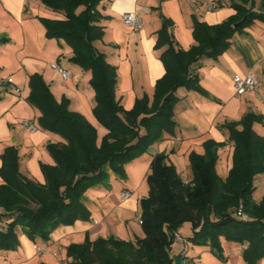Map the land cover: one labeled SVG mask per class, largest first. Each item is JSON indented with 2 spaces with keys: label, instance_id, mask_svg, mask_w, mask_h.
Here are the masks:
<instances>
[{
  "label": "trees",
  "instance_id": "trees-1",
  "mask_svg": "<svg viewBox=\"0 0 264 264\" xmlns=\"http://www.w3.org/2000/svg\"><path fill=\"white\" fill-rule=\"evenodd\" d=\"M41 1L62 13V17H39L45 36L63 39L72 51L69 60L90 71L92 113L106 131L98 141L96 126L69 108L67 97L56 99L40 73L29 74L26 99L40 111L39 125L63 141L46 144L54 163H40L44 182L21 173L16 146L7 145L0 153V249L6 250L18 247L20 231L32 240H46L59 224L87 220L90 210L84 191L106 181L111 172L123 177L125 163L147 151L165 131H173L176 89L183 86L208 95L194 64L202 57L216 58L235 31L264 19V13L253 9L254 0H239L232 3L235 13L219 23L194 17L196 43L184 49L176 46L172 20L161 14L155 47L161 49L165 71L156 79L151 97L144 93L125 108L116 96V66L93 44L104 34L99 23L101 0ZM254 122H264V114L247 111L237 120L225 121L226 140L209 138L203 142V153L191 151L188 181L167 152L154 153L145 175L148 194L139 200L143 235L90 239L86 234L83 241L67 245L65 264H196L185 252L171 254L173 242L207 244L224 259L221 238L245 243L243 261L258 264L264 257V195L258 201L253 198V179L264 173V135L254 129ZM227 142L232 144L231 165L222 177L216 170L217 150ZM185 221L192 229L189 236L177 231ZM175 233L182 238H175Z\"/></svg>",
  "mask_w": 264,
  "mask_h": 264
},
{
  "label": "crops",
  "instance_id": "crops-1",
  "mask_svg": "<svg viewBox=\"0 0 264 264\" xmlns=\"http://www.w3.org/2000/svg\"><path fill=\"white\" fill-rule=\"evenodd\" d=\"M208 1L213 2L215 7L208 8L204 0L99 2L98 8L103 14L99 23L103 25L104 34L93 44L116 66V96L125 108H130L135 99L144 93L151 97L156 79L165 71L159 57L161 49L155 47L161 14L173 22L170 31L177 42L176 46L187 49L196 43L192 34L194 17L208 24L219 23L235 13L232 3L239 0ZM253 9L264 13V0H254ZM124 12L139 15L142 27L136 30L127 27L122 20ZM39 17H62V13L50 9L41 0H0V37L5 38L0 41V76L10 75L17 87V91H13L7 85H0V153L7 145L16 146L21 173L44 182L39 165L53 164L54 160L45 151L38 155L33 149H43L45 142L63 141V138L43 128L44 132L37 133L40 111L26 99L30 73H40L56 99L67 97L69 108L81 112L96 126L98 141L106 130L92 113L94 90L89 83L90 71L69 60L72 51L63 39L45 36V28ZM54 63L62 65L70 75L66 79L62 78L52 68ZM194 66L199 83L208 95L183 86L176 89L178 100L174 105L173 131H165L158 140L151 143L148 148L150 153L144 161L134 159L129 163L135 168L136 177L141 179L122 188L131 192L130 197L122 200L121 191L118 198L111 194V201H107L108 208L104 207L102 214L98 210L102 216L94 214L98 207L96 204L95 208L88 206L91 216L87 220L77 219L70 224H59L46 240H32L20 231V244L17 248L0 249V264H58L69 259L62 255L61 250L70 243L83 241L86 234L90 239L108 236L104 233L105 223L113 210L126 218L132 209H137V197L146 191L142 178L149 170V160L154 153L167 152L168 159L175 165L180 176L188 181L192 178L189 153H203V142L206 139L226 140L228 132L223 125L225 121L237 120L247 111L264 114V19H254L241 30L235 31L227 48L216 58L202 57ZM247 73H253L259 79L258 90L238 95L232 77ZM25 120L32 121L36 128H28L24 124ZM253 127L264 135V122H254ZM28 146L32 149L26 156L23 151ZM217 153L216 170L224 177L231 165L232 144L227 142L218 147ZM256 178L260 188L254 183L253 198L258 201L264 195V173L257 174ZM190 229V224L184 223L177 231L179 234L182 231L188 233ZM125 235L130 237V234ZM221 244L225 258L214 263L245 264L242 258L245 243L221 238ZM189 245L188 241L175 240L172 248H188ZM214 263L211 261V264ZM258 264H264V257L260 258Z\"/></svg>",
  "mask_w": 264,
  "mask_h": 264
},
{
  "label": "rangeland",
  "instance_id": "rangeland-1",
  "mask_svg": "<svg viewBox=\"0 0 264 264\" xmlns=\"http://www.w3.org/2000/svg\"><path fill=\"white\" fill-rule=\"evenodd\" d=\"M53 69H55V68H53ZM37 123H38V121H37ZM38 125H39V123H38ZM42 132H44V131L42 130V127L39 125L37 133H42ZM101 137H102V134L99 136V140L101 139ZM47 143L48 142L44 143L43 149H41L40 147H35L33 149V151L35 150L38 155H40L41 151H45L47 153V155L51 156V154L49 153V151L46 148ZM150 145H149V147H150ZM30 149H32V147H29V146L25 147L23 154H26V156H28L30 154ZM149 153H150L149 150L144 151L138 157H136L134 159H139L141 161L142 160L144 161L147 158V155ZM133 160H131V161H133ZM131 161L124 164V176L123 177L117 176L116 174L111 172L106 181L96 183L84 191L85 204L87 206H91L92 208L93 207L95 208V204L98 206V207H96V212L94 213L96 216H100L102 214V210L104 207H105V209L108 208L107 207V201H111V199H112L111 194L116 195L118 198V194L120 191H122V188L128 187L129 184L135 183L136 180H137V182L141 180L140 178L136 177L135 168H132L129 165V163ZM39 167H40V165H39ZM142 180L144 182V185L146 186V191H145V193H141L140 195H138V197H137V200H138L137 209H134V210L132 209V211L130 213H128V215H126L127 219L125 217H123L122 215H120L117 210H113L112 215L108 218L107 222L105 223V228H106L104 231L105 235H108V236L111 235V236H114L117 238H125L126 237L127 239L128 238L134 239L137 237H141L143 235L142 227L140 225V222L137 220L138 216L140 215L139 200H140V198H142L143 196H146L148 194V188L149 187H148V184L145 180V177L142 178ZM253 182L256 183L257 188H258V179L256 178V176L254 177ZM98 210H101V214H100V212H98ZM94 214H93V216H95ZM184 223L190 224V222L185 221L180 226H182ZM126 233L130 234V237L126 236L125 235ZM181 234L183 236H189L192 234V229H190V232H188V233L185 231H182ZM186 250H187V255L192 257L193 260L196 262V264H211V261H213V263L216 261H223L222 258H219L218 256H216L214 254V252L211 250L210 246L207 244H192V243H190L188 248H183V247L180 248L178 246H174V248H172L170 253L176 254L180 251L186 252ZM61 252H62V255L67 257L66 248L61 250ZM214 264H216V263H214Z\"/></svg>",
  "mask_w": 264,
  "mask_h": 264
},
{
  "label": "built area",
  "instance_id": "built-area-1",
  "mask_svg": "<svg viewBox=\"0 0 264 264\" xmlns=\"http://www.w3.org/2000/svg\"><path fill=\"white\" fill-rule=\"evenodd\" d=\"M204 1L208 6V8L211 9L215 7L213 2L208 0H204ZM122 20L127 27L133 30L140 29L143 25L141 17L133 12H124L122 14ZM52 67L59 72L62 78L66 79L69 76V71L59 63H54ZM232 83L235 93L238 95L246 92L257 91L259 87V79L253 73H247L245 75L236 74L232 77ZM0 85H7L11 90L17 91V87L13 83L12 77L10 75L0 76ZM24 124L31 130H34L36 128V125L30 120H25ZM130 195L131 192L128 189H123L120 192V197L122 200H126L127 198L130 197ZM239 213L241 214L242 217L246 216L244 213L241 212ZM138 220L140 222V218H138ZM175 238L181 239L182 237L178 233H175ZM58 264H65V261H60Z\"/></svg>",
  "mask_w": 264,
  "mask_h": 264
},
{
  "label": "water",
  "instance_id": "water-1",
  "mask_svg": "<svg viewBox=\"0 0 264 264\" xmlns=\"http://www.w3.org/2000/svg\"><path fill=\"white\" fill-rule=\"evenodd\" d=\"M237 24H238V23L236 22V23L233 24V26H236Z\"/></svg>",
  "mask_w": 264,
  "mask_h": 264
}]
</instances>
